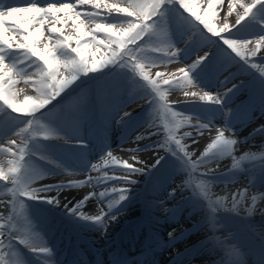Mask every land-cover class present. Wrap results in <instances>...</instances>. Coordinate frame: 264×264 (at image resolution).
Listing matches in <instances>:
<instances>
[{
    "label": "rangeland",
    "instance_id": "374dc122",
    "mask_svg": "<svg viewBox=\"0 0 264 264\" xmlns=\"http://www.w3.org/2000/svg\"><path fill=\"white\" fill-rule=\"evenodd\" d=\"M63 3L75 5L76 7L74 10L80 12L82 18L83 15L98 11L91 4L80 5L78 0H63ZM107 3H117L121 7L126 6L124 0ZM177 7L168 5L162 10V15L158 20L156 17L148 19L146 21L147 23L153 24L156 22L160 29L157 30L156 34L153 35L151 39L145 35L143 39L137 42L143 48V52L138 54H143L147 57L146 60L141 61L145 65L143 71L149 75L150 80H156L158 86L154 88L153 85L149 81H145L138 72H133L130 62L129 66H121L120 63L109 64L93 72V74L87 73L80 75L59 97L53 100L45 109H42V113L38 112L36 114V118L39 119L41 123H45L55 131L57 138L45 140L43 139V134L38 132L37 139L32 140L30 144V152L27 157V162L30 165L40 163L36 157L39 154L32 155L31 151L33 150L49 149L54 152H62L68 157V154L71 152L67 150H74V152H77L82 151L84 149L83 147L86 145L87 147H91L92 141L96 140V135L103 136L102 138L106 137L101 126L106 129L108 128L106 132L110 131L111 135L121 138L126 134L134 135V130L139 129L143 123L148 121L154 122L159 119L164 120L165 117V119H167L165 123L170 124L172 123L171 118L182 117L176 114L177 107L172 104V102L175 103L180 100H188L200 96L202 92H197L193 89L195 87H192L197 83H202L206 87H212L214 91L213 97L219 95L220 98H223L224 94L236 85V87L224 97L222 104H214L209 101V104L191 106L198 112L203 111L208 114H211L210 112L217 113L219 110H222V107H224L223 114L230 113L232 109L234 110L243 104L244 100L252 97L254 90H259L257 92L259 97L257 98L264 95V75H261L259 71L261 68H264V48H261L257 52L256 57H250L249 63H247L227 49L220 40L211 37V34L207 33V30L203 29L202 26L203 32L199 39L189 46L183 45L186 49L181 51L179 49L183 47H175L172 45L171 48L164 49V51L168 53V56H165L164 52L152 51L154 47L160 46L161 40L165 38L167 40L172 37L175 28L193 24L192 19L195 18L191 13H187V11L179 6ZM99 11L100 16L96 18V22L117 24V20L127 19L123 14L117 16L115 13H112V16H109L107 10L103 8ZM183 13L188 14L185 15L187 16L186 22L183 21ZM58 15L63 17L64 13H58ZM250 16L251 17L246 18L238 27L234 28L229 33L230 38L255 40L257 37L264 36V6L258 5ZM48 26L50 25H46L44 37H42L44 42H47L46 38L51 35L46 30ZM15 27L16 24L14 22L7 23V26L4 25L5 36L8 38L12 36L16 37L15 40L11 41L13 50H15L16 42L20 39V34L9 30L15 29ZM91 27H93V24L89 23V28ZM63 29L64 34L68 35L72 31L71 22L63 25ZM104 35L106 34L103 32L96 33L97 39L99 40L104 39ZM222 35H226V33H222ZM194 37L195 35L189 36V39ZM73 46H75L74 41ZM129 47H132V45H129ZM177 50L179 51L175 58H179L180 61L173 62L174 58H170L171 53ZM206 51L211 52L208 59L192 72H188L189 65H192L196 58L203 55ZM182 58L183 62H181ZM20 59H22V54L12 51L8 53V60H6V63L10 65ZM28 63L30 62L26 61L25 64L18 65V67L25 71L28 69ZM252 63H255L258 67L253 68L251 66ZM180 66H184V68H180ZM32 67L35 69L36 65L33 64ZM181 69L184 71L182 72ZM185 73H188L187 77ZM225 77H227V81H225ZM16 79L18 82L14 85L27 84L25 81L19 80V77H16ZM163 79H169L171 81L170 84L165 85ZM27 85L34 87L31 84ZM193 93L195 95H192ZM259 93L263 94L260 95ZM36 94L38 96V93ZM94 96L95 100L92 99ZM161 96H163V99H161ZM91 100L94 102V105L91 103ZM0 104L2 105L1 101ZM254 107H256V109L264 107V99L262 102L257 103V106H251L252 109H254ZM244 109L245 108H243V110ZM245 110L242 112H245ZM3 111L5 113H3V118L0 119V138L3 137V139L0 140V144L7 147V142L11 139L16 141V145H21L23 135L12 134L19 127H23L25 118L16 116L18 114L11 113L10 109L7 110L5 108ZM97 111L98 115L95 116ZM125 113H127V115H125ZM33 130H35V125ZM4 136L7 137L4 138ZM65 143L67 145L62 146V144ZM102 143V145L105 144V142ZM96 149H98L97 146ZM13 151H16L15 147ZM164 153L168 161L166 158V163L160 162L156 167V171L158 172L161 168H164L161 176L152 179L149 186H147V184L144 186L145 191L143 196L138 193L140 184L137 185L136 188L125 192L124 194L127 195L128 198H131L128 201H126L128 198L123 201L125 203L121 206L124 210L122 212L116 211L113 214H108L109 216H115V219L106 217L104 221H95L93 219H85L84 217H81L82 220L81 218H77L78 221L88 222L91 220L88 226L84 228H81L79 225H74V228L80 231L84 237H91L92 235L97 237L96 241H98L104 256L101 263L111 264L109 261L107 262V259L105 262V257L108 258L107 254L104 252L105 242L103 239L105 235L109 234L120 225L125 227V225L129 224L131 218L140 215L145 217V207L150 215V219L158 224L157 229L159 231L154 234V244L156 246H169L170 249L166 251L168 256L172 253L179 254L185 250L188 251L194 242L200 241L204 237H207V239L212 237L213 233H211V230L214 227L219 230L217 234L222 235V237H218L219 244L217 245L226 250V258L229 261L230 259L237 258L238 254L243 253L248 242L252 241L253 243L262 244L264 240V218H256L253 214L254 207L258 201L264 200V193H262V191L264 192V160H261V163L258 161L246 163L239 162L238 157H235V160L232 157L226 161L217 163L218 166L220 165V169L233 167L234 164L237 165L235 168L233 167L231 172L214 178H205L195 174V170L198 166L193 167L190 163H185V159L188 158L183 157V153L180 152V149L175 143L172 142L168 145ZM262 156H264V150L256 154L251 152L246 154L248 159H253L255 157L260 158ZM102 158L103 157L99 159ZM13 159L11 154L0 151V167L7 169L10 166L9 161ZM68 159L73 164L77 163L70 157H68ZM166 166L168 168H166ZM169 167L172 169H169ZM173 170L176 172L174 173L176 176H165L168 171L170 172ZM213 170L216 169H211L210 171ZM111 173L118 174L117 172ZM241 174L245 177L242 176L241 178ZM91 175L93 174H87L86 177ZM219 178H222V181L219 180ZM255 178L262 180L263 183L260 185L255 183ZM226 180L230 181L226 183ZM233 180L237 181L231 183ZM7 184L8 183L5 184V182H2L0 191H9L12 185ZM203 185L215 189L207 193L204 191ZM243 185H250L252 188L243 191ZM256 192L261 193V196H256V201L253 202L252 197L255 196ZM236 193H243L244 198L242 202L236 211H226L225 208L230 209L232 195ZM118 197L119 196L113 197L112 199H116L117 201ZM219 197L227 198L222 202L224 205L223 207L217 206V199ZM31 203L45 205L40 203L37 199L13 197L10 205L6 207L7 211L14 209L13 214L18 215L20 218H28L30 215L31 218L29 217L25 223H21L20 220L15 224L13 217L10 216V219L9 216H6L5 219H7L9 223L6 233L0 237V240H3V244H0V256H3V260H0V264H3L5 260L10 264H59L55 261L56 258L51 256V254L50 256H42L34 254L32 251L33 248H47L51 251L54 244L50 241L49 233L56 230V225L67 227V232L72 234V237L74 236L72 239L73 244L75 239L79 238V236H76L77 232L73 227L64 222L57 221V214L54 212L56 209L48 204L49 209H45V213H43L42 216L40 215L42 217L41 219H45L42 221L41 219L34 220L32 218V212H30L32 207ZM99 204L100 203H97L96 205L99 208L98 213H100L102 209V206H99ZM212 207H217L215 213L212 212ZM37 209L34 210L39 211L41 214V208L39 207ZM107 209H104V211L106 212ZM200 218L202 219L200 220ZM142 221L145 222L146 220L142 218ZM181 222L184 223L180 224ZM63 226H61L60 229H62ZM136 226H140V224L137 223L135 227ZM137 231H139V228H137L135 232ZM12 232H15L16 235L24 234L19 235L18 239L19 245L23 247L19 252L24 251V253H19L18 248H15L14 245L8 241V237L12 235ZM34 233H40V235L36 236ZM247 239H249V241H247ZM21 240H25L26 243H21ZM221 240H224V242L220 243ZM211 241L212 243L217 242L214 237L211 238ZM77 242L81 241L78 240ZM15 244L17 245L16 242ZM46 245L47 247H45ZM27 253H30V255L33 253V255L38 258V263L30 262V258H28L29 260L26 259ZM215 254L216 253H211L210 255L214 257ZM216 258L217 257H214L212 260ZM109 260L112 262L115 260V257Z\"/></svg>",
    "mask_w": 264,
    "mask_h": 264
},
{
    "label": "snow or ice",
    "instance_id": "6c2138e0",
    "mask_svg": "<svg viewBox=\"0 0 264 264\" xmlns=\"http://www.w3.org/2000/svg\"><path fill=\"white\" fill-rule=\"evenodd\" d=\"M78 3L80 5L91 4L98 11L83 15L82 18V14L75 11L76 6L71 3H51L47 7H39L34 2L29 4L28 7L9 6L0 3V101L3 102L0 105V111H3L5 108L7 110L10 109L11 113H16L18 114L16 116L25 118L23 127H19L17 129L18 131L16 130L12 134L23 135L22 144L16 145V141L11 139L8 140L7 147L0 144V151L9 153L14 158L9 161L10 166L7 169L0 167V182L12 185L9 188V192L13 194L14 198H40L38 193L42 189L31 187L32 181L36 178V172L27 162L30 144L32 140L37 139L38 132L43 134V139L45 140L54 139L57 136L52 128L45 123H41L36 118V114L38 112L42 113L41 110L45 109L46 106L59 97L80 75L95 72L109 64L120 63L121 66H129L130 62L133 72H138L154 88L158 86V82L156 80H150L149 75L143 71L145 65L141 61L146 60L147 57L143 54H138L143 52V48L137 42L143 39L145 35L151 39L156 34L157 30L160 29L157 23L149 24L146 21L151 17H156L158 20L162 15V10L166 6H179L185 11L190 12L195 20L203 25V29H206L207 33L211 34V37L220 40L227 49L247 63H249L250 57H256L257 52L261 48H264V36L257 37L255 40H239L229 37V33L248 18L258 5L264 6V0H249V2H244V0H230L228 4V15L236 11V8H240L242 11H236L235 21L231 25L228 23L226 16L222 26L219 28L212 22L216 16L214 10L201 15L197 11L198 5L190 4L187 0H124L126 4L124 7H121L117 3L109 4L102 2V0H78ZM101 8L107 10L109 16H112V13H115L117 16L123 14L127 18L126 22L123 24L96 22V18L100 16L99 10ZM208 8L210 10L213 8V0H208ZM58 13H64L63 17L58 15ZM17 14L21 16L18 22L14 20ZM7 21H13L16 24L15 29L9 30L20 34V39L15 44V50H13L11 41L15 40L16 37H5L4 25ZM69 22H71L72 31L68 35H65L63 25ZM89 23H92L93 27L89 28ZM46 25H50L46 30L51 35L46 38L47 42H44L42 37H44ZM100 32L106 34L105 39L97 40L96 33ZM222 33H226V35H222ZM73 41L75 42V46H73ZM129 45H132V47H129ZM171 47L172 45L167 43L165 38L160 41V46L154 47L152 51L164 52V55L168 56V53L164 49ZM86 50L90 51L88 57L85 55ZM12 51L21 53L22 59L9 65L6 63V60H8V53ZM178 51L172 52L170 58H175ZM210 55L211 52L206 51L203 55L198 56L193 64L189 65L188 72H192L195 68L199 67ZM26 61L30 62L27 64V67H31L33 64L36 65L35 73H26V71L18 67V65L25 64ZM251 66L253 68L258 67L255 63H252ZM181 71L183 72L184 70L181 69ZM259 71L261 75H264V68H261ZM33 76L38 78L33 79ZM185 76L187 77L188 73H185ZM16 77H20L24 79L25 83L33 85L36 88L38 96L35 98L25 96L22 103H17V94L12 90V86L18 82ZM225 81H227V77H225ZM170 82L169 79H163L165 85L170 84ZM235 87L236 85L229 89L224 94V97ZM192 95L195 94L193 93ZM224 97L220 98L219 95L213 97L209 92H205L202 96H199V99L208 100L214 104H222ZM161 99H163V96H161ZM34 125L35 130H33ZM195 127L206 129L209 125L197 124ZM185 135L187 136L189 134L185 133ZM137 139H140V137H137ZM175 144L180 149V152L183 153V157L188 158L185 159V163L189 164L193 154L181 145L179 139L175 140ZM236 144L237 141L235 139L225 138L224 131H219L215 138L207 144L201 155V159L196 163L205 162V158L217 149L231 154L233 146ZM14 147L16 151H13ZM32 155H36V153L33 152ZM107 156L117 163L122 164L129 175L143 170L142 168L134 167L126 161H119L117 157L113 156L111 151L107 153ZM233 159L235 160V157ZM192 166L195 167V164ZM236 166L235 164L233 165L234 168ZM92 169L99 171L98 166L95 164L92 165ZM104 178L106 180L109 179L107 173L104 174ZM122 179L126 183L135 182L134 180L127 179V177H123ZM92 181L93 178L90 177L88 180L72 181L69 184H91ZM107 191L108 189L101 191L99 196H105ZM111 191L115 193L117 189L112 188ZM127 191L128 189L120 190L118 201L108 203L107 212L101 209L100 213L89 217L78 208V214L82 215L85 219H93L95 221H104L106 217L115 219L116 217L109 216L108 212L113 208V204L117 206L128 198L124 194ZM93 195L95 193H90L86 197V200L92 198ZM243 198V193L233 194L231 207L230 209L227 208L228 211H236ZM226 199V197H219L217 199V206L223 207L222 202ZM252 201H256V196L252 197ZM49 202L53 201L50 200ZM211 210L215 213L217 207H212ZM0 235H3V233H0ZM11 238L9 236L8 240H11ZM20 242L26 243L25 240H21ZM0 244H3V240H0ZM32 250L37 251L36 248ZM38 251L48 252L49 249L39 248ZM0 260H3V256H0Z\"/></svg>",
    "mask_w": 264,
    "mask_h": 264
},
{
    "label": "bare ground",
    "instance_id": "6f19581e",
    "mask_svg": "<svg viewBox=\"0 0 264 264\" xmlns=\"http://www.w3.org/2000/svg\"><path fill=\"white\" fill-rule=\"evenodd\" d=\"M48 0H0V3L9 6H19L23 3H37L42 4L41 6L45 7L44 4ZM55 1V0H54ZM62 1V0H58ZM190 4L198 5L197 11L203 15L208 11H215L216 16L213 19V23L219 28L222 26L224 22V18L227 16L228 23L231 25L235 21L236 11H242L240 8H236L231 15H228V4L230 0H213V8L210 10L208 8V0H187ZM244 2H249V0H244ZM190 13V12H187ZM184 14L182 15L183 21L186 22V17ZM21 16L17 14L14 17L15 21H20ZM127 19H119L116 21L117 24H123ZM8 22V21H7ZM6 22V26H7ZM10 22V21H9ZM193 26L191 28H177L175 31H180L181 35H185L190 31L195 29H201L203 25L192 19ZM187 26V25H186ZM106 35H104V39ZM178 39H182L181 36H177ZM99 40V39H97ZM86 57L90 55V51H85ZM28 73L36 72L33 67H28L25 70ZM63 71V69H61ZM35 78V77H34ZM19 80L24 81L19 77ZM12 90L16 92V101L17 103H22L25 96L37 97V91L34 87L30 85L18 84L12 86ZM263 97L257 98V95H253L252 97L247 98L243 101L236 110L233 116L226 118L219 113H212L211 115L199 111L195 117L202 119L199 120H190V121H182L181 118H171L170 124L165 123L163 119H159L154 121L149 126L146 127L144 133H138L135 135H124L121 138L111 135L108 132V137H105L104 142L107 144V148L110 149L114 157H117L119 161H126L129 164H132L134 167L142 168V171H139L135 174L129 175L127 170L123 168L122 164L117 163L112 160V158L107 156L109 152L107 148L100 147L98 151H96L92 155V160H83L77 157H73L74 160H78L77 165L68 164V161L62 154H57L56 157L47 156L46 159H43L39 164L31 165V167L36 172V178L32 181L31 187L36 189H42L39 191L38 195L41 202L46 203L55 209H58L60 212L68 215L70 218H81L82 215L78 214L77 209L79 208L83 211L87 216H94L99 212V208L96 206L97 203H100L99 206H102V209H107L108 203L113 201V196H119V192L121 189H128V191L137 187V185H142L146 179H148V175L154 169H156L157 165L160 162L166 163L165 150L168 145L172 142L175 143L176 139L181 141V145L193 155L191 156L190 164L198 166L195 170V174L199 177L208 178L211 176V169L219 170L221 167L218 166V162L226 161L232 157H238L239 162H250L255 161L253 159H248L246 154L257 153L264 150V107H259L256 111V107L254 109L251 106H257V103L263 101ZM209 102L208 100H206ZM3 104V102L1 101ZM6 107V106H5ZM248 107V109H247ZM243 108H245V112ZM250 109V110H249ZM243 114V115H242ZM243 116V117H241ZM241 117V119H239ZM203 125L208 124L209 127L206 129H201L195 127V125ZM219 131H224L225 138L235 139L237 144L233 146L232 153L229 154L226 151H221L220 149L214 150L209 154L208 157L205 158V162L196 163L201 159V155L204 152L208 143H210ZM188 133L189 135H185ZM140 137V139H137ZM198 141V142H194ZM127 142L132 143L133 145L130 147L126 145ZM136 150V151H135ZM136 153V154H133ZM102 158L99 162H95L98 158ZM263 158H259L257 161L262 162ZM168 161V158H167ZM97 165L99 171L93 170L92 165ZM74 168L72 172L70 168ZM219 168H218V167ZM217 167V168H216ZM193 170V169H192ZM83 173H92L93 175L82 178L79 174ZM117 172L119 174L111 173ZM78 173V174H77ZM99 173V174H96ZM107 173L109 179L104 178V174ZM180 173V172H178ZM244 174V173H243ZM243 174L242 176L245 177ZM166 175V174H165ZM138 176V177H137ZM173 176H176L174 174ZM93 178L91 184H69L72 181H85L89 178ZM123 177H127L129 180H134V183H126ZM253 177V176H252ZM149 180V179H148ZM255 183L259 185L263 183L262 180L255 178ZM2 182H0L1 186ZM6 184V183H5ZM8 185V184H7ZM257 185V184H255ZM204 191L207 193L213 191L215 188H209L203 185ZM112 188H116L117 191L113 193L111 191ZM252 187L250 185H243V191L250 190ZM108 189L107 194L103 197L99 196L101 191ZM127 191V192H128ZM90 193H95L92 198L87 199ZM262 193H264L262 191ZM255 196H261V193L256 192ZM13 198V194L9 191L1 190L0 191V233L3 235L6 233V229L9 221L6 216H11L13 211H7L6 207L10 205L11 199ZM111 199V200H110ZM53 202H49V201ZM107 212V211H106ZM110 212V211H109ZM108 212V213H109ZM256 214V215H254ZM253 216L264 218V200H259L258 203L254 207ZM136 216L135 218H137ZM82 219V218H81ZM218 229L214 227L211 230L213 233L212 237L216 239V243H212L211 238L207 237L201 239L200 241L194 242V244L190 247L188 251H183L181 254L177 255L175 259H173L170 264H258L264 263L263 257L258 259L254 257H249L248 251L244 253L238 254V257L235 259H230V261L226 258V250L220 248L218 237H222L221 234L218 233ZM3 235H0L3 236ZM50 236L54 237L53 233ZM12 245L17 247L15 242L11 239ZM224 240H221L220 243H223ZM61 248L62 251L66 252V250L71 249V245L69 244L66 236L64 235L61 240ZM163 250V249H161ZM168 250V249H167ZM71 252V250H69ZM184 253V254H183ZM216 253L214 257H217L215 260H212L210 254ZM78 253L75 252V255ZM66 255V254H65ZM73 256V255H72ZM69 254L68 258L72 257ZM60 259H66V256L60 255ZM193 261V262H191Z\"/></svg>",
    "mask_w": 264,
    "mask_h": 264
},
{
    "label": "clouds",
    "instance_id": "9594fccd",
    "mask_svg": "<svg viewBox=\"0 0 264 264\" xmlns=\"http://www.w3.org/2000/svg\"><path fill=\"white\" fill-rule=\"evenodd\" d=\"M225 210H226V211H228V209H227V208H225Z\"/></svg>",
    "mask_w": 264,
    "mask_h": 264
}]
</instances>
